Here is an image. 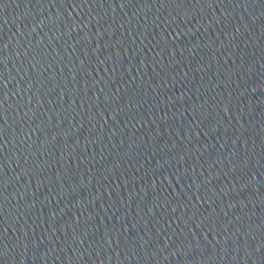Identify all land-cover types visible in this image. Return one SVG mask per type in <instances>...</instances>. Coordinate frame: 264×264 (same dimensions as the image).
Returning a JSON list of instances; mask_svg holds the SVG:
<instances>
[{
  "label": "water",
  "instance_id": "1",
  "mask_svg": "<svg viewBox=\"0 0 264 264\" xmlns=\"http://www.w3.org/2000/svg\"><path fill=\"white\" fill-rule=\"evenodd\" d=\"M2 3L0 264H264V0Z\"/></svg>",
  "mask_w": 264,
  "mask_h": 264
},
{
  "label": "snow or ice",
  "instance_id": "2",
  "mask_svg": "<svg viewBox=\"0 0 264 264\" xmlns=\"http://www.w3.org/2000/svg\"><path fill=\"white\" fill-rule=\"evenodd\" d=\"M4 5H3V3H2V0H0V7H3ZM161 6H164V0H161ZM3 62V58L2 57H0V63H2ZM0 118H2V116H0ZM0 131H2V128H0ZM0 138H2V137H0ZM3 195V193L2 192H0V196H2ZM197 199H199V197H197ZM0 212H2V209H0ZM0 254H2V251H0Z\"/></svg>",
  "mask_w": 264,
  "mask_h": 264
}]
</instances>
